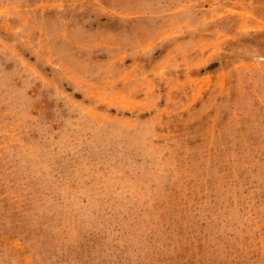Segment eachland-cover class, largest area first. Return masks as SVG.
<instances>
[{"label": "rangeland", "instance_id": "rangeland-1", "mask_svg": "<svg viewBox=\"0 0 264 264\" xmlns=\"http://www.w3.org/2000/svg\"><path fill=\"white\" fill-rule=\"evenodd\" d=\"M0 264H264V0H0Z\"/></svg>", "mask_w": 264, "mask_h": 264}]
</instances>
